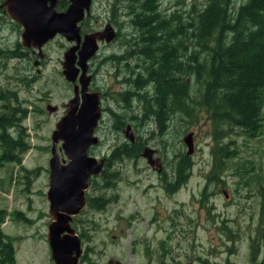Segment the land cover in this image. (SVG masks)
Returning a JSON list of instances; mask_svg holds the SVG:
<instances>
[{"label":"rangeland","instance_id":"rangeland-1","mask_svg":"<svg viewBox=\"0 0 264 264\" xmlns=\"http://www.w3.org/2000/svg\"><path fill=\"white\" fill-rule=\"evenodd\" d=\"M192 1L199 0H184L185 6ZM175 2L162 0L161 9L168 6L173 10ZM125 10V0H116L109 7L98 0L91 8L93 26L100 29L110 21L118 36L109 45H100L93 67L95 78L90 87L101 92L102 115L95 132L99 143L89 155L108 157L109 163L102 165L106 189H97L94 184L88 194L104 197L107 204L75 218L84 221L82 227L74 225L82 248L78 264H184L183 244L177 247L173 243L168 225L170 215L184 210L186 264H264V219H260L264 199L259 193V187L264 188V118L254 136L235 130L224 139L233 143L236 155L227 160L226 169L217 177L211 174L213 142L205 112L198 111L197 121L186 122L182 132L179 121L161 143L147 133L155 130L154 124L140 121L137 125L128 120L132 115L139 116L138 98L121 99L127 86L116 77L109 57L123 50L122 39L129 32ZM3 17L6 14L0 15V90L6 96L12 92L16 101L27 108L22 123L28 148L19 163L0 166V210L6 214L0 232L11 238L15 264H53L45 238L49 222L45 193L51 131L72 96L60 65L69 42L56 36L42 47V57L30 52L17 57L13 43L20 44L21 27L12 29ZM87 25L84 28L89 30ZM47 105H55L56 111L49 113ZM126 125H130L134 140L140 136L146 140L143 147L155 150L151 158H158V166L150 165L140 150L134 153L132 145H127L129 141L123 134ZM188 133L191 169L185 183L175 187L172 157L176 151L186 154L183 138ZM117 146L128 153L116 159ZM56 149L62 155L60 143ZM182 201L186 206H178ZM137 209H141V222L134 215ZM151 218L152 222L147 221ZM125 220L134 222L128 225ZM223 227L231 230L235 241L232 247L229 242L221 245L226 241L218 235Z\"/></svg>","mask_w":264,"mask_h":264},{"label":"trees","instance_id":"trees-1","mask_svg":"<svg viewBox=\"0 0 264 264\" xmlns=\"http://www.w3.org/2000/svg\"><path fill=\"white\" fill-rule=\"evenodd\" d=\"M161 1L125 0L129 32L123 37L122 52L109 56L111 63L125 70L122 81L127 90L121 99L138 98L139 116L128 120L137 125L140 121L154 124V131H146L158 138V143L179 121L182 132L186 122L197 121L198 111L205 112L213 142L211 174L217 177L226 169L227 160L236 155L233 143L224 139L235 130L254 136L262 126L264 0L238 4L233 0H199L187 6L184 0H175L173 10L168 6L161 9ZM20 45L13 43L15 55L25 57L26 49ZM5 93L0 90V166L19 163L28 148L22 123L27 108L12 92ZM145 141L137 136L127 145L137 153ZM117 148L116 159L128 153L126 148ZM177 153L172 157L175 187L185 183L191 169L189 156ZM100 177L104 188L107 177L103 170ZM259 193L264 199L263 187ZM99 203L95 201L97 209L105 204L102 200ZM13 214L18 217L17 212ZM5 215V210H0V223ZM260 219H264V206ZM0 264H15L11 238L1 232Z\"/></svg>","mask_w":264,"mask_h":264},{"label":"water","instance_id":"water-1","mask_svg":"<svg viewBox=\"0 0 264 264\" xmlns=\"http://www.w3.org/2000/svg\"><path fill=\"white\" fill-rule=\"evenodd\" d=\"M63 12L55 11L57 0H4L7 15L22 27L20 44L37 49L42 57L41 46L55 34L73 42L62 55L61 74L74 83L78 71V85L72 88V96L64 104L63 115L55 122L50 135V157L48 159V188L45 193L48 202L49 222L45 238L53 264H78L82 255L81 240L70 226L72 216L84 206L83 193L90 175H98L103 159L87 155L86 150L97 142L93 134L100 117L98 92H87L90 76L86 74L87 60L97 49V41L108 42L114 37L110 25L101 31L85 33L80 37L77 22L82 18L83 9L88 8L89 0H68ZM109 30V31H108ZM76 52V53H75ZM51 113L55 105H47ZM125 139L132 141L130 127L123 132ZM190 135L183 138L190 153ZM65 157L59 161L56 144ZM153 150L144 147L142 156L151 165L158 166L152 159ZM110 264H120L110 261Z\"/></svg>","mask_w":264,"mask_h":264},{"label":"flooded vegetation","instance_id":"flooded-vegetation-1","mask_svg":"<svg viewBox=\"0 0 264 264\" xmlns=\"http://www.w3.org/2000/svg\"><path fill=\"white\" fill-rule=\"evenodd\" d=\"M96 1H98V0H89V4H88V8L86 9V10H84L83 9V13H82V18L77 22V24H78V28H79V34H80V37H82V35L83 34H85V33H90V32H97V31H101L106 25H109V23H111L110 21H109V23L108 22H105V24H103V26L99 29V26H93V24H94V21L92 20V17H93V15L91 14V8L94 6V4L96 3ZM124 1V0H123ZM116 2V0H102V5H106V6H110V5H114V3ZM119 3H121V0H119ZM68 4H69V1L68 0H57V2H56V4H55V11H57V12H63L64 11V9L68 6ZM97 4H98V2H97ZM125 12V11H124ZM4 14H6V17H3V20H5V18L7 19V20H9V26L13 29L15 26H17L18 28L19 27H21L20 26V24H18L15 20H13V19H11L8 15H7V13H6V10H5V6H4V0L2 1V0H0V15H4ZM125 14H126V12H125ZM8 16V17H7ZM1 20V19H0ZM86 22H87V26H90V28H89V30H86L84 27H85V24H86ZM22 28V27H21ZM111 29H112V27H110ZM15 30V29H14ZM22 30V29H21ZM113 30V32L115 31V29H112ZM56 36H60V35H58V34H55L53 37H56ZM117 36H118V32H114V37L110 40V41H108V42H105V41H97V49H96V51L94 52V54L92 55V56H90L89 58H88V60H87V70H86V74L87 75H89L90 76V80H89V83H88V89H87V92H98V94H99V109H100V117H99V119H98V121H97V125H96V127H95V129H94V132H93V134L95 135V132H96V129H97V126H98V122H99V120H100V118H101V115H102V108H101V97H102V95H101V92L100 91H98V90H95V91H93V87L91 88L90 87V85H91V83H92V79H94L95 78V76H94V69H93V67H94V62H95V58H96V56H97V51H98V49H99V47H100V45L101 44H110L111 42H112V40H115L116 38H117ZM62 37V36H61ZM48 42V41H47ZM46 42V43H47ZM68 42V41H67ZM122 42H123V39H122ZM46 43H44L42 46H41V51H42V47L46 44ZM72 43L73 42H70L69 43V45L66 47V48H68L70 45H72ZM21 46V45H20ZM22 48H24V49H26V52H30V53H32V54H35L36 56H38V54H37V49L36 48H34V47H23V46H21ZM76 53V52H75ZM112 54H115V53H112ZM111 54V55H112ZM110 55V54H109ZM107 57V56H106ZM104 61H105V58H104ZM36 64H37V62L36 61H33V66H36ZM112 65H113V70H114V73H115V75H116V77H119L120 78V80H121V82H122V84H125V82L124 81H122V78L123 77H125V70H124V67L123 66H121V65H119V66H115L113 63H111ZM115 66V67H114ZM79 73H80V71H78V73H77V76H76V79H75V82L74 83H70V82H67L69 85H70V88H71V92H72V87L74 86V85H78V77H79ZM68 101V100H67ZM63 108H64V105H63ZM65 109V108H64ZM56 111V110H55ZM54 111V112H55ZM64 113V112H63ZM141 114V113H140ZM63 115V114H62ZM61 115V116H62ZM60 116V117H61ZM59 117V118H60ZM127 126V125H126ZM126 126H125V128H126ZM129 127H130V125H128ZM170 130V129H169ZM124 131H125V129H124ZM123 131V132H124ZM130 131H131V127H130ZM169 132L170 131H168V133L167 134H169ZM131 135H132V137H133V140L132 141H129V143H132L133 141H134V136H133V134H132V131H131ZM96 136V135H95ZM97 137V136H96ZM98 143H99V140H98V138H97V142L95 143V144H93V145H90L88 148H87V150H86V153H87V155H89V152H90V150L92 149V147H94V146H96V145H98ZM143 149H144V147L142 146V145H140V155H141V153H142V151H143ZM153 150V153H152V155L154 154V152H155V150L154 149H152ZM61 151V150H60ZM57 153H58V157H59V161L60 162H63L62 164H64L65 163V161H63V160H65V157H64V155H63V153H62V155L58 152V150H57ZM155 155V154H154ZM91 156V155H90ZM93 157H95V156H93ZM97 160H100V159H103V164H104V162L106 163V164H108L109 163V158L107 157H101V158H97V157H95ZM156 159L158 160V158L156 157ZM101 172H102V167H101V170H100V172H99V174L98 175H90V177L88 178V180H87V187H86V189L84 190V193H83V197H84V206L79 210V212L76 214V215H74V216H72V219H71V221H70V226L74 229V225L75 226H77L76 224H79V227L81 226L82 227V225L84 224V221H82V220H78V219H76L75 220V218H77V217H80L84 212H86V211H88L89 209L92 211V213H93V211L94 210H100V209H97L96 207H95V201L96 200H100V203L98 204V205H100L101 204V200L103 201L104 200V197H97L96 198V196L94 195V194H88V191H90L91 190V187L95 184L96 185V187H97V189H101V187H102V183H103V180H101V177H100V174H101ZM174 180V179H173ZM184 184V183H183ZM182 185V184H181ZM47 188H48V186H47ZM106 189V186H105V183H104V188H103V190H105ZM93 190H94V188H93ZM173 195V194H172ZM46 198V197H45ZM168 200H170L169 198H168ZM185 203H186V201H185ZM183 201L178 205V206H186V204H185ZM107 203H105L104 204V206L106 205ZM103 206V207H104ZM102 207V208H103ZM47 211H48V202H47ZM48 213V212H47ZM134 215H135V218H136V220L138 221V222H141V221H143V217H142V214H141V209H137V210H135L134 211ZM134 218V219H135ZM126 221V224H128V225H130V223H132V222H134V220L133 221H131V220H125ZM147 221H150V222H152L153 221V218H151V219H149V220H147ZM76 223V224H75ZM168 225H169V231L171 232V239L173 240V243H175L176 244V246L177 247H179L181 244H183V253H184V256H183V259H184V264H186V213H185V210L183 211V212H178V213H175V214H173V215H170V218L168 219ZM214 228H215V230H217V226L215 225L214 226ZM74 231H75V229H74ZM231 230H229V229H227V228H224L223 227V229H221V231H219L218 232V235H220V236H224L225 238H226V241H224V242H221V245L222 244H227V242H229L230 244H231V247H232V245H233V243L235 242L234 240H233V237H232V233L230 232ZM76 232V231H75ZM82 256V255H81ZM120 263V262H119ZM109 264H110V262H109ZM121 264V263H120Z\"/></svg>","mask_w":264,"mask_h":264},{"label":"bare ground","instance_id":"bare-ground-1","mask_svg":"<svg viewBox=\"0 0 264 264\" xmlns=\"http://www.w3.org/2000/svg\"><path fill=\"white\" fill-rule=\"evenodd\" d=\"M70 43V42H69Z\"/></svg>","mask_w":264,"mask_h":264}]
</instances>
